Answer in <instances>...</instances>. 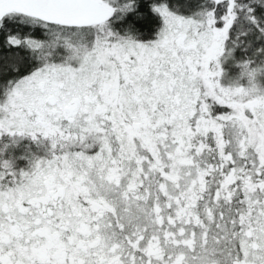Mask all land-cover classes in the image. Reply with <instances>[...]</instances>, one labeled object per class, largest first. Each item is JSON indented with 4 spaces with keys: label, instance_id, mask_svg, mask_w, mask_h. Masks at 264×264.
I'll list each match as a JSON object with an SVG mask.
<instances>
[{
    "label": "snow or ice",
    "instance_id": "snow-or-ice-1",
    "mask_svg": "<svg viewBox=\"0 0 264 264\" xmlns=\"http://www.w3.org/2000/svg\"><path fill=\"white\" fill-rule=\"evenodd\" d=\"M0 264H264V0H0Z\"/></svg>",
    "mask_w": 264,
    "mask_h": 264
}]
</instances>
